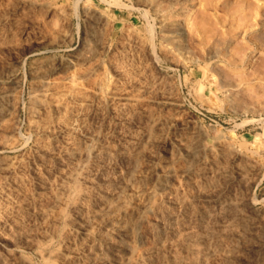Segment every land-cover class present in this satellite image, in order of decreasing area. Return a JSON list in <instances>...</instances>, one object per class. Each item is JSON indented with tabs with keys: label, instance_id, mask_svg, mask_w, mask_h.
<instances>
[{
	"label": "rangeland",
	"instance_id": "rangeland-1",
	"mask_svg": "<svg viewBox=\"0 0 264 264\" xmlns=\"http://www.w3.org/2000/svg\"><path fill=\"white\" fill-rule=\"evenodd\" d=\"M45 242L59 264H264V0H0V264Z\"/></svg>",
	"mask_w": 264,
	"mask_h": 264
},
{
	"label": "bare ground",
	"instance_id": "bare-ground-1",
	"mask_svg": "<svg viewBox=\"0 0 264 264\" xmlns=\"http://www.w3.org/2000/svg\"><path fill=\"white\" fill-rule=\"evenodd\" d=\"M150 114V113H149ZM151 115V114H150ZM154 117V116H153ZM152 122V121H151ZM155 122V121H154ZM153 122V123H154ZM86 138V137H85ZM84 138V139H85ZM90 138V137H89ZM88 137H87V139H89ZM87 141V140H86ZM88 141H90V139L88 140ZM87 141V142H88ZM91 142V141H90ZM93 145V144H92ZM92 145L91 144H86L85 143V148H84V152H85V154H84V156L86 155V158H87V156L88 155H90V153L92 152V150H93V147H92ZM121 149H123V148H121ZM139 149V148H138ZM198 148H196V147H194L193 149H191L189 152H188V154H186V160H187V162H186V166L184 167V169H183V173H185V174H189L192 170H193V168H194V163H193V159H194V152L197 150ZM94 152H96V151H94ZM93 152V153H94ZM120 152V150H116V149H114V147L113 148H105V149H103L102 151H98V152H96V153H94V158H95V162L99 165L98 167H101V168H104L105 167V165H108V164H106V162L108 161V163L110 162V160H114V158L116 157V156H120V155H123L122 153L120 154L119 153ZM122 152V151H121ZM137 152V151H136ZM124 153V152H123ZM131 155H133V154H131ZM70 156V155H69ZM73 157V156H72ZM91 158V157H90ZM69 159H71L70 157H69ZM85 159V158H84ZM87 160H89V158H87ZM94 161V160H93ZM60 162V161H59ZM94 162V163H95ZM95 163V164H96ZM76 164V163H75ZM74 164V165H75ZM77 168H75V169H73V170H70V171H68V174L67 175H65V180H64V178L62 179V180H64V184H63V187L61 188V189H63V191H64V193L65 194H67V196H71V197H73V199H75V200H77V199H80L81 198V196L83 195L82 194V187L80 186V184H82V183H77V180L78 181H81L83 178H79L78 176H77V171H81V170H86L85 169V162H80V163H78L77 162ZM94 164V165H95ZM109 164H111V163H109ZM90 165V164H89ZM76 166V165H75ZM74 166V167H75ZM96 166V165H95ZM87 167V166H86ZM107 167V166H106ZM106 167H105V169H106ZM73 168V167H72ZM88 169H90V168H88ZM96 169V168H95ZM116 169V168H115ZM97 170V169H96ZM120 170V169H119ZM129 170V169H128ZM127 170V171H128ZM116 171V170H115ZM123 171V170H122ZM127 171H125V173L127 172ZM82 172V171H81ZM84 173H85V171H84ZM86 173H88L87 171H86ZM118 173V172H117ZM116 173V174H117ZM119 173H121V172H119ZM124 173V172H123ZM92 174V173H91ZM95 174V173H94ZM127 174H130V173H127ZM63 175V176H64ZM81 175V174H80ZM97 175H98V173H97ZM120 175V174H119ZM124 175H126V174H124ZM93 176V175H92ZM167 177H170V172H168V174L166 175ZM83 177V176H82ZM80 180H79V179ZM89 178V177H88ZM84 179H85V177H84ZM99 179V178H98ZM89 180V179H88ZM91 180V179H90ZM87 181V180H86ZM109 181V180H108ZM107 181V182H108ZM119 181V180H118ZM84 182H85V180H84ZM110 182V181H109ZM108 182V183H109ZM95 183V182H94ZM62 186V185H61ZM113 187V186H112ZM103 189H104V187H102ZM99 189V188H98ZM101 189V188H100ZM102 189V190H103ZM116 189V188H115ZM62 191V192H63ZM104 191V190H103ZM106 191V190H105ZM64 194V195H65ZM101 194V193H100ZM99 194V195H100ZM103 194H105V193H103ZM106 194H107V191H106ZM112 195V194H111ZM109 196H110V193H109ZM105 197V201L107 202V204H109L110 202L109 201H111V198L112 197H114V196H112L111 198H109V197H107L106 195L104 196ZM101 199H103L102 198V196H101ZM100 199V200H101ZM113 199V198H112ZM75 202V201H74ZM103 202V201H102ZM105 203V202H104ZM232 204V201L231 200H228V201H225V202H223V203H221V206H220V215H222L223 214V209H224V207H225V205H231ZM104 205V204H103ZM105 206V205H104ZM107 207H109L108 205H107ZM228 207V206H227ZM231 207H232V205H231ZM104 209V208H103ZM106 209V208H105ZM103 211V210H102ZM219 211V210H218ZM226 211V210H225ZM105 212H106V210H105ZM104 212V213H105ZM103 213V214H104ZM99 216V215H98ZM102 217H103V215H101ZM101 216H99V217H101ZM222 217H223V215H222ZM202 218V217H201ZM207 221V220H206ZM205 221V222H206ZM208 222H210V221H208ZM176 222H174L173 220H172V218H169V228H168V232L169 231H171L173 234H175V235H177L176 233L178 232H176L175 231V229H173V227H174V225H176L175 224ZM205 225V224H204ZM79 227V226H78ZM77 227V228H78ZM178 227V226H177ZM176 228V227H175ZM209 228V227H208ZM80 229V228H79ZM83 229V228H82ZM81 229V230H82ZM178 229V228H177ZM201 229V228H200ZM202 229H204V228H202ZM206 229H207V226H206ZM189 230H191V229H189ZM189 230H186V233L185 232H183L184 234L183 235H179L180 236V238L181 239H183L184 240V242H185V240H188V241H190L193 245H194V247H193V252L194 253H196V255H198V254H202V256L204 255V253H207L208 254V251H204V250H202V248H200L199 247V245L201 244V242H204L205 241V239L207 238V236H206V234L205 233H201V234H198V232L196 233V232H194V230H193V228H192V230L193 231H190V232H187V231H189ZM221 231H225V233H226V231H233V219L230 217V216H227L226 218H224L223 220H222V230ZM220 231V232H221ZM85 232V231H84ZM136 232V231H135ZM179 232H181V231H179ZM181 232V233H182ZM203 232V231H202ZM213 233H215L214 231H213ZM205 234V235H204ZM209 234H211V233H209ZM208 234V235H209ZM229 234V233H228ZM135 236L137 237V238H139V239H141L142 238V235L140 236V234H138L137 232L135 233ZM178 236V237H179ZM214 236V235H213ZM164 237V236H163ZM174 237H176V236H174ZM175 239H177V237L175 238ZM180 239V240H181ZM207 239H209V238H207ZM179 240V239H178ZM175 241V240H174ZM187 241V242H188ZM209 241V240H208ZM163 242V241H162ZM170 243H169V245L171 244V241H169ZM176 242L178 243V241L176 240ZM176 242H174V244L176 243ZM181 242H182V240H181ZM183 242V243H184ZM207 242V241H206ZM216 242V241H215ZM51 243V242H50ZM176 243V244H177ZM209 243H210V241H209ZM165 245V244H164ZM168 245V244H167ZM169 245H168V248H171V247H169ZM178 245V244H177ZM206 246L207 247H209L207 244H206ZM117 247H118V244H117ZM120 247H122V246H120ZM164 246H162V248H163ZM174 247V246H173ZM192 247H191V249H192ZM206 247V248H207ZM159 248V247H158ZM165 248V247H164ZM210 248V247H209ZM118 249V248H117ZM116 249V250H117ZM160 249H161V247H160ZM208 249V248H207ZM39 251H38V255L43 259V261H44V263L45 264H59L58 262H57V257H59V254L58 253H56L55 252V250L53 251L51 248H50V244L49 243H46L45 242V244H43V245H41V247H40V249H38ZM163 250V249H162ZM206 250V249H205ZM210 250V249H209ZM198 253V254H197ZM211 253V252H210ZM214 253V252H213ZM74 256L75 257H85V258H89V257H91V254L90 253H86V252H84V251H81V250H78V251H76L75 252V254H74ZM73 256V257H74ZM205 256V255H204ZM199 257V256H198ZM205 258V257H204ZM203 257H202V259H204ZM199 259V258H198ZM150 260V259H149ZM147 261H148V259H147ZM197 262V261H196ZM148 263V262H147ZM3 264V263H2ZM154 264V263H153Z\"/></svg>",
	"mask_w": 264,
	"mask_h": 264
}]
</instances>
